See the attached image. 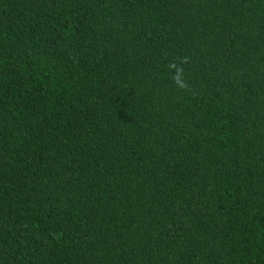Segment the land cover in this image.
I'll list each match as a JSON object with an SVG mask.
<instances>
[{
  "label": "trees",
  "instance_id": "trees-1",
  "mask_svg": "<svg viewBox=\"0 0 264 264\" xmlns=\"http://www.w3.org/2000/svg\"><path fill=\"white\" fill-rule=\"evenodd\" d=\"M0 264H264V0H0Z\"/></svg>",
  "mask_w": 264,
  "mask_h": 264
},
{
  "label": "clouds",
  "instance_id": "clouds-1",
  "mask_svg": "<svg viewBox=\"0 0 264 264\" xmlns=\"http://www.w3.org/2000/svg\"><path fill=\"white\" fill-rule=\"evenodd\" d=\"M188 63V58L185 57L180 61V64L176 62H170L169 69L173 72V81L177 85V87L181 89L188 88V84L182 79L183 77V65Z\"/></svg>",
  "mask_w": 264,
  "mask_h": 264
}]
</instances>
